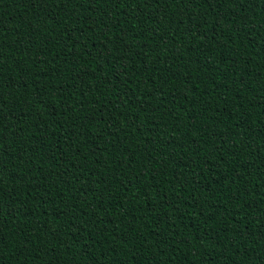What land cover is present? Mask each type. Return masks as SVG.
<instances>
[{
	"label": "trees",
	"instance_id": "obj_1",
	"mask_svg": "<svg viewBox=\"0 0 264 264\" xmlns=\"http://www.w3.org/2000/svg\"><path fill=\"white\" fill-rule=\"evenodd\" d=\"M0 264H264V0H0Z\"/></svg>",
	"mask_w": 264,
	"mask_h": 264
}]
</instances>
